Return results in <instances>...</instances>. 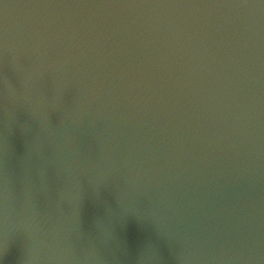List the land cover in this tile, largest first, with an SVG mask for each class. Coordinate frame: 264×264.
I'll return each instance as SVG.
<instances>
[{
  "label": "water",
  "instance_id": "1",
  "mask_svg": "<svg viewBox=\"0 0 264 264\" xmlns=\"http://www.w3.org/2000/svg\"><path fill=\"white\" fill-rule=\"evenodd\" d=\"M0 201L47 264H264V0H0Z\"/></svg>",
  "mask_w": 264,
  "mask_h": 264
}]
</instances>
